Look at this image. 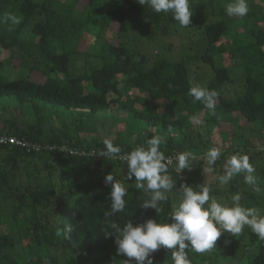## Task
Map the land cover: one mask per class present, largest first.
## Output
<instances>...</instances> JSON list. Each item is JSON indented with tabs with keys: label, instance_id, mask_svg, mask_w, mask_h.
<instances>
[{
	"label": "trees",
	"instance_id": "1",
	"mask_svg": "<svg viewBox=\"0 0 264 264\" xmlns=\"http://www.w3.org/2000/svg\"><path fill=\"white\" fill-rule=\"evenodd\" d=\"M219 1L189 0L195 13L188 27L193 25L199 32L201 53L149 62L138 39L171 35L178 22L170 12L154 13L137 0H0V48L8 53L0 59V104L10 100L16 105L9 118L0 116V135L39 147L26 152L0 146V264H120L126 259L113 256L114 230L107 237L104 232V212L110 207L104 176L109 173L127 188L125 209L109 218L121 227L129 220L135 226L149 218L171 223L168 213L179 204L180 183L196 190L205 183L210 195L227 206L231 196L240 193L242 206L251 201L264 215V186L246 185L242 176H235L220 188L214 178L207 182L203 171L204 152L220 148L209 127L224 116L236 118L237 123L232 132L219 134L225 149L213 175L220 174L225 159L236 153L246 154L254 169L256 162L264 167V7L247 0L249 11L240 19V39L232 27L235 19L226 15ZM5 12L21 22L5 23ZM231 31L233 49L221 42ZM111 32L115 44L106 37ZM84 40L88 48L80 51ZM237 60L239 83L233 97L226 99L225 89L236 83L230 72ZM78 62L83 63V71L73 76L70 66ZM194 62L213 72L204 87L218 93L215 114L187 95L188 65ZM108 111L127 115L113 142L122 152L161 135L167 141L161 145L166 156L193 154L191 171L176 174L169 167L177 188L161 204L159 214L140 207L147 197L134 187V178L124 179L125 163L87 155L103 149L93 117ZM199 112L203 125L198 127L189 123V117ZM169 125L173 135L167 132ZM238 139L242 147L234 145ZM62 145L85 155L61 152ZM68 226L72 231L66 233ZM232 237L222 234L209 253L188 249L191 264H264V241L251 231ZM153 264H172L171 250L161 248L153 254Z\"/></svg>",
	"mask_w": 264,
	"mask_h": 264
},
{
	"label": "clouds",
	"instance_id": "2",
	"mask_svg": "<svg viewBox=\"0 0 264 264\" xmlns=\"http://www.w3.org/2000/svg\"><path fill=\"white\" fill-rule=\"evenodd\" d=\"M139 5H147L154 13H171L173 19L180 27L191 24L192 12L189 0H137ZM249 7L247 0H232L225 6V13L229 18H242L247 15ZM4 22L17 25L21 18L11 12L4 13ZM187 95L192 103H200L203 107L215 114L218 93L215 90L190 82ZM189 123L201 124L197 114L189 117ZM167 132L173 135L171 125ZM11 136V135H0ZM14 137V136H12ZM16 138V137H15ZM18 139V138H17ZM22 140V139H20ZM103 149L90 153L91 156L103 157L108 160H119L126 164L125 180H133L134 187L141 190L147 197L140 203L142 209H153L156 214L162 211L161 204L168 200V194L177 188L176 180L169 174L171 166L176 174L184 170H192L191 161L194 159L190 151L177 152L174 156H166L161 151V145L166 139L161 135H153L145 141L144 145L122 152L114 145L110 138L103 141ZM221 157V149L213 147L206 150L203 160L206 163L204 172L214 174V165ZM254 167L246 154L236 153L229 155L223 164V174H215L214 179L220 187H225L235 176H242L246 185L255 186L257 177L253 175ZM105 185L110 187V207L104 212L107 227L106 237L115 233L114 244L117 255L126 259L120 264H153V254L161 248L171 250L172 264H191L188 249L196 254H205L216 248L217 241L222 234L238 236L245 228L264 241V215L257 207H244L241 205L242 195L236 193L231 196V206L222 205L210 195L207 184L192 186L180 183L177 189L179 197L178 206H174L168 213L171 223H158L149 218L135 226L131 220L123 227L114 220L109 219L114 214L122 212L126 207L124 197L127 195L125 184L109 173L104 176ZM71 232V226L66 228ZM61 231L58 230L57 235ZM229 241H225L227 245Z\"/></svg>",
	"mask_w": 264,
	"mask_h": 264
},
{
	"label": "rangeland",
	"instance_id": "3",
	"mask_svg": "<svg viewBox=\"0 0 264 264\" xmlns=\"http://www.w3.org/2000/svg\"><path fill=\"white\" fill-rule=\"evenodd\" d=\"M251 1L253 4L255 5H261L262 7H264V0H249ZM227 5L226 0H220L219 1V6L220 7H225ZM190 11L192 12V16H191V24H193V13H195V10L192 8L190 9ZM209 11V10H208ZM207 11V13H209ZM216 12H218V8L216 9ZM200 13V12H199ZM235 21L232 24V27L236 33V35L238 37H240V39H243V31L242 28L240 26V19L241 18H237L234 17ZM176 30L174 32L168 34V35H161L159 36V38L153 40V41H145L144 39H138L139 40V44L140 47L142 49V51L147 54L149 59V62H154L157 60H160L161 58H167L170 61H175L178 60L177 58L180 57V55L186 54V53H194V52H202L203 50V43L201 41V37L199 35V32L194 28V26L192 25L191 27H180V25L177 23L175 25ZM174 28V29H175ZM138 32H136L137 34ZM173 34V35H172ZM232 31L229 33L228 35L221 41L225 46H227V48L229 49H233V46L230 45V42L232 41V39L234 38V35H232ZM106 37L110 40L111 43H117V38L114 32L108 33L106 35ZM137 37V36H135ZM247 41L244 40V43H246ZM88 42L87 41H83L79 46H78V50L83 51L85 49H87ZM8 57V53L4 50H2L0 48V59H5ZM227 59V58H224ZM224 63L228 64L229 62L227 60H223ZM13 67L15 69L18 68V64L17 63H13L12 64ZM233 68L231 69V76L236 79V83L234 85L231 86L232 89H225L224 91V98L226 99H231L234 95L233 90L236 91L237 90V86H238V79L240 77V67H239V61L237 60L236 62H234ZM71 71L70 73L75 76V75H79L80 73H82V68H83V63L82 62H78V63H73L71 66ZM188 70H189V77H190V82L192 83H199L201 86L206 85L210 79L213 77V72L210 69L209 66H207L206 64L202 63V62H194L188 65ZM16 107L15 104H11L10 100H7L6 104H0V116L3 115L5 118H9L10 117V111ZM12 113V112H11ZM197 115L199 116V118L202 117V112L197 113ZM44 116V115H43ZM61 121H66L64 117H60ZM96 128H97V132H98V137L100 139V141L102 142L105 138H110L112 140V142H114L115 139V132L117 130L123 129V126H125L126 122H127V115L125 112H114V111H108V112H103V113H99L97 115H95L93 117ZM242 122V121H240ZM237 123L236 122V118L234 117H228V116H224V117H220L219 123L217 122L214 125H211L209 127V135L211 137L212 140H214V142L219 144V147L222 149L221 153H223V150L225 148L224 147V143H222V141H220V137L219 134H221L222 132L224 133V131H229L232 132L233 130V124ZM199 125H203L202 123ZM198 125V127H199ZM1 126V125H0ZM238 129H236L235 131H237ZM262 138L264 139V134L262 136ZM234 145H238V147H242V141L240 139H238V141L236 140V142H234ZM256 150H260L259 147L255 146ZM262 149V148H261ZM204 167H206V163L204 161ZM261 169H264V167L260 164V162H256L255 164V174L254 176L257 177L256 179V183L255 186H264V172H261ZM205 177H206V181L207 182H211L214 178L213 174H209L207 172L204 173ZM223 174V171L220 173ZM220 187V186H219ZM223 188V187H220ZM246 207H257L260 208L259 205H256L254 203H252L251 201H248L246 203ZM248 231H250V229L245 228L242 233L238 236H236V238H239L241 235H245L248 233ZM234 237V236H233ZM232 237V238H233ZM246 240V239H245ZM242 246H244V244H242L239 248L242 249ZM113 252V256L114 257H119L120 255H117L116 252V246L112 249ZM227 257V256H226ZM224 261H228V258H225Z\"/></svg>",
	"mask_w": 264,
	"mask_h": 264
},
{
	"label": "built area",
	"instance_id": "4",
	"mask_svg": "<svg viewBox=\"0 0 264 264\" xmlns=\"http://www.w3.org/2000/svg\"><path fill=\"white\" fill-rule=\"evenodd\" d=\"M0 146H8V147H20L26 150V152L30 151H38L39 147L37 146H31L29 143L25 142L24 140L17 139L12 136H0ZM53 149V148H52ZM61 152L68 153L70 155H78V156H83L85 153L79 152L75 149L72 148H67L66 146L62 145L59 149ZM95 152L94 150L90 151L87 153L89 157H97L99 159H104L103 157H98V156H91L89 155L90 153ZM108 160V159H107ZM112 161H117V162H122L119 160H112ZM124 163V162H123Z\"/></svg>",
	"mask_w": 264,
	"mask_h": 264
}]
</instances>
